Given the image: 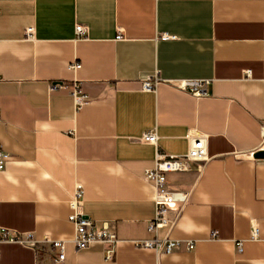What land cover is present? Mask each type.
<instances>
[{"label":"crops","instance_id":"0c3cea01","mask_svg":"<svg viewBox=\"0 0 264 264\" xmlns=\"http://www.w3.org/2000/svg\"><path fill=\"white\" fill-rule=\"evenodd\" d=\"M183 79L211 81L207 95L169 84ZM263 128L264 0H0V264H264ZM190 136L206 138L209 160L166 175L189 201L149 232L144 174L185 155ZM77 191L80 212L117 237L110 261L109 245L74 243ZM165 239L178 244L169 254L134 245Z\"/></svg>","mask_w":264,"mask_h":264},{"label":"built area","instance_id":"2783aa9c","mask_svg":"<svg viewBox=\"0 0 264 264\" xmlns=\"http://www.w3.org/2000/svg\"><path fill=\"white\" fill-rule=\"evenodd\" d=\"M75 34L79 39H86L88 30L83 25L75 26ZM27 35H31V30H27ZM173 37L166 34L161 35V39L168 40ZM116 40H122L121 35H117ZM75 68H78L76 65ZM160 82L158 77L154 79H147L142 82V90L149 91L157 86ZM209 80H191L183 79L169 83L178 91L190 95L194 98H203L206 94V89L210 85ZM57 86H53V89ZM72 95L75 98L76 107L80 108L87 103V97L81 93L80 83L74 82L71 85ZM264 137V128H263ZM189 149L185 155L182 156H162L156 158L153 169L147 170L144 174L146 181L151 182L155 189L156 195L154 197L155 213L153 219L149 222V232L156 233L161 228H171L179 218L182 209L189 201L188 193H181L175 191H168L165 189L166 175L169 173H182L185 171L186 163L197 162L205 163L209 160L207 154L206 138L203 136H190ZM141 142L147 145H156L157 137L155 133H145L141 137ZM3 155L0 152V170L3 169ZM82 205V192L77 191L70 201V207L73 213L68 217V221L74 226L75 238L74 243L78 250H85L94 243H101L109 245L105 251V260L110 261L114 252L113 246L117 242L115 234L109 232L106 225L101 229H96V223L83 215L80 212ZM257 236V230L252 231V237ZM2 240L18 241L19 239L12 234L2 231ZM21 242V241H20ZM135 247L140 249H153L160 254L171 253L178 244L174 241L165 239L162 241H142L134 242ZM34 246H37L36 244ZM187 250H193L194 245L191 242L186 243ZM237 250L241 251V243H237ZM53 247L57 249L55 262H62L64 260V247L62 243L55 242Z\"/></svg>","mask_w":264,"mask_h":264},{"label":"water","instance_id":"95a60500","mask_svg":"<svg viewBox=\"0 0 264 264\" xmlns=\"http://www.w3.org/2000/svg\"><path fill=\"white\" fill-rule=\"evenodd\" d=\"M254 157L257 159H264V151H258L254 154Z\"/></svg>","mask_w":264,"mask_h":264}]
</instances>
